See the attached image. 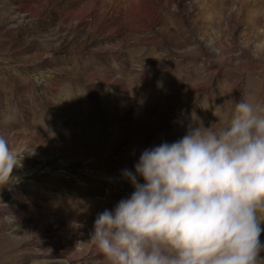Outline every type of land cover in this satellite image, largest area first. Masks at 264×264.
Masks as SVG:
<instances>
[{
    "label": "rangeland",
    "instance_id": "obj_1",
    "mask_svg": "<svg viewBox=\"0 0 264 264\" xmlns=\"http://www.w3.org/2000/svg\"><path fill=\"white\" fill-rule=\"evenodd\" d=\"M243 97L264 110V0H0V134L21 160L0 264H106L90 237L130 196L123 171Z\"/></svg>",
    "mask_w": 264,
    "mask_h": 264
},
{
    "label": "clouds",
    "instance_id": "obj_2",
    "mask_svg": "<svg viewBox=\"0 0 264 264\" xmlns=\"http://www.w3.org/2000/svg\"><path fill=\"white\" fill-rule=\"evenodd\" d=\"M232 116L144 149L123 178L132 192L94 220L106 264H261L264 110L247 97ZM21 160L0 134V185Z\"/></svg>",
    "mask_w": 264,
    "mask_h": 264
}]
</instances>
